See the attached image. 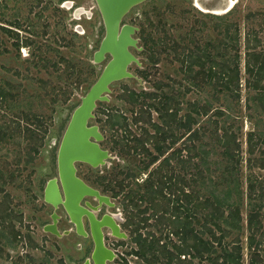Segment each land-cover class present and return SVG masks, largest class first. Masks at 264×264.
<instances>
[{
    "label": "rangeland",
    "instance_id": "1",
    "mask_svg": "<svg viewBox=\"0 0 264 264\" xmlns=\"http://www.w3.org/2000/svg\"><path fill=\"white\" fill-rule=\"evenodd\" d=\"M231 1L232 7L226 11L225 7L229 0H198V4L204 10L195 6V0H147L133 7L123 17L122 25L136 29L132 38L137 43L135 47L129 48L136 63H131L127 67V73L131 78L108 86V92L103 94L105 100L95 103L92 118L87 122L88 126L97 127L102 138L98 145L100 149L106 151L108 159L102 166L91 168L84 165L78 172L81 177L84 175L92 189L109 198L106 203L109 207L107 211L113 214L116 224L123 223L125 218L120 202L131 185L127 180L128 188H124L123 194L114 198L111 197L110 191H102L96 179L105 176L114 181L121 180L123 175L117 177L114 174L117 172L129 174L135 166L130 156H121L112 149L110 141L112 131L105 124V115L108 112L120 113L129 119L130 106L119 99L123 89L147 93L154 91L153 83L161 82L167 84L173 93L178 94L182 109L179 115L185 113L188 104L192 102L206 104L209 107L208 114L198 118L194 126V129L200 128L203 133L202 140L199 141V150L204 158L203 168L211 190L219 198L226 197V192L222 189L231 190L228 203L239 206L242 218L241 229L235 235H238L242 246L245 247L247 179L251 177L253 180H259L264 176V170L254 167V162H247L248 159L257 157L258 151L249 158L245 140L248 133H253L257 141L264 140V119L256 110L247 109V106L252 104L246 102L247 93L243 88L240 101L233 103L224 95L219 96L218 100L213 99L208 89L202 93L192 92L182 97L184 83L176 58L169 53H160L158 65L152 67L142 52L140 40L141 30L151 34L152 27L160 25L162 31H157L156 34L152 32L153 36L158 38L163 35L170 36L180 44L182 42L186 44L189 37L213 41L221 37L215 27L221 26L226 20L227 24L237 26L241 60L244 55L242 39L247 32H252L253 36L259 38L260 49L264 51V0ZM77 10L79 13L75 15ZM227 12L229 14L224 16ZM12 23H18L20 29L9 27ZM0 25L17 34L19 40L27 38L31 43L28 47L20 46L17 49L13 45L14 38L0 32V88L10 95L2 105L0 103V126H10V130H13L16 119L25 115H35L42 119L43 127L46 129L45 134L43 130L39 133L38 153L27 167L23 166L22 153V149L25 150L28 144L26 138L23 139L20 135L5 144L0 143L1 170H15L19 173L14 175L16 184L7 186L6 191L11 197L12 207L22 216L21 225L17 224L16 230L23 237L12 241L7 234L3 235L0 264H80L90 251L87 243L74 235L62 210L51 208L45 203L43 193L48 180L56 174L54 158L70 118L109 59L106 56L99 64H95L93 60V54L104 35L101 16L94 0H0ZM232 31L233 34L234 29ZM229 53L233 52L227 51V54ZM141 74H146L147 78L143 79ZM215 110L226 114L227 128L236 134L241 146V162L237 174L233 175L234 183L223 180L222 170L225 163L220 156L221 148L213 143L214 122L217 120ZM152 118H155L154 114ZM220 126L221 119L218 123V127ZM179 145L178 143L174 148H178ZM256 148L261 150L263 147L257 145ZM152 168L150 167L149 171ZM149 171L138 175V183L146 179ZM87 200L90 201V198ZM54 213L61 217L55 227L56 234L44 229L52 224L50 218ZM116 224L111 226L112 234L113 228L117 227ZM148 224H153V221L150 220ZM262 224L264 226V209ZM117 228L118 233L123 234L124 238H120L123 244L116 248L117 257L110 264H141L135 257L128 255L134 247L130 234L127 237L128 228L127 231ZM148 230L150 228L141 232ZM27 238L36 246L35 248L29 245ZM109 248L110 251L113 250L111 246ZM246 253L244 249L242 264L248 262ZM261 257L264 261V250Z\"/></svg>",
    "mask_w": 264,
    "mask_h": 264
},
{
    "label": "trees",
    "instance_id": "2",
    "mask_svg": "<svg viewBox=\"0 0 264 264\" xmlns=\"http://www.w3.org/2000/svg\"><path fill=\"white\" fill-rule=\"evenodd\" d=\"M9 27L19 30L21 26L12 23ZM152 28L154 33L162 31L160 25ZM215 28L220 38L212 41L189 37L186 44H180L170 36L158 38L152 32L146 34L141 30L142 52L152 67L158 65L160 53H169L176 58L184 83L182 97L208 89L213 99L218 100L224 95L233 103L240 101L243 88L247 93L246 102L252 104L247 109L256 110L264 119V51L260 49L261 41L252 32L245 33L241 60L237 26L224 20ZM1 31L14 38L13 45L17 49L31 45L27 38L19 40L17 34L0 25ZM227 51L233 53L227 54ZM141 77L146 79L147 75L141 74ZM152 86L154 91L147 93L123 89L119 99L129 104V119L120 113L105 115V124L112 131V149L121 156H130L135 166L129 174H114L117 177L123 175L121 180L114 181L105 176L96 179L102 191H110L114 198L122 195L129 183L131 185L120 202L125 214L124 227L128 228L134 246L128 255L141 264H242L245 249L247 264H264L261 257L264 250V176L259 180L247 179V237L243 247L235 235L242 222L239 206L228 203L229 188L222 189L226 192L223 198L211 190L202 164L204 158L199 141L203 133L194 126L198 118L208 114L209 107L192 102L187 111L179 115L182 109L178 94L161 82ZM7 97L10 95L0 88L1 105ZM214 115L217 120L214 122L213 143L221 148L220 156L225 163L223 180L234 183L233 175L237 174L241 162V146L236 134L227 128L226 114L215 110ZM220 119L221 126L218 127ZM10 128L0 126V143L5 144L20 135L26 138L28 144L22 153L23 166L27 167L38 153L39 133L42 130L46 133L43 121L35 115H25L16 119L13 130ZM178 143L179 147L174 148ZM245 143L249 158L258 151V156L247 162H254V167L264 170V140L257 141L253 133H248ZM257 145L263 150H257ZM150 167L153 168L149 171ZM147 171L146 179L138 183V175ZM17 174L15 170L0 168V251L3 235L7 234L12 241L23 238L16 230V225H21L22 216L12 207L6 191L7 186L16 184L14 175ZM150 220L153 224L149 225ZM147 228L150 230L141 232ZM27 240L32 248L36 247L29 238Z\"/></svg>",
    "mask_w": 264,
    "mask_h": 264
},
{
    "label": "water",
    "instance_id": "3",
    "mask_svg": "<svg viewBox=\"0 0 264 264\" xmlns=\"http://www.w3.org/2000/svg\"><path fill=\"white\" fill-rule=\"evenodd\" d=\"M102 19L104 35L97 51L93 54L95 64L103 62L109 57L96 82L91 86L87 94L81 100L80 105L74 110L70 121L61 138L57 151V172L63 190L64 200L60 196L55 185V180L47 183L44 190V201L56 209L61 204L68 214L71 222L75 225L76 233L83 235L80 215L86 214L93 217L86 210L79 207L82 197H93L99 203H107L108 199L102 197L97 191L89 188L75 176V163H84L91 168H97L108 159L106 151L100 149L98 143L102 140L97 127L88 126L87 122L92 118L95 103L104 101V93L108 92V86L123 79L131 78L127 73V67L136 63L130 54L129 48L135 47L137 41L132 38L135 28L122 25L123 17L135 6L147 0H94ZM79 10L75 11V15ZM56 215L51 216L52 224L46 226L45 231L56 234ZM93 227L94 250L91 255L93 264H105V260H111L113 254L106 250L102 244L100 226ZM124 238L118 233V228H113V235ZM116 236V235H115ZM84 264H89L86 260Z\"/></svg>",
    "mask_w": 264,
    "mask_h": 264
},
{
    "label": "flooded vegetation",
    "instance_id": "4",
    "mask_svg": "<svg viewBox=\"0 0 264 264\" xmlns=\"http://www.w3.org/2000/svg\"><path fill=\"white\" fill-rule=\"evenodd\" d=\"M56 158H57V154L55 155V158H54V162H55V166H56V174H55V176L52 179L48 180V182L51 181V180H55V185L57 187V190H58V193H59V196H60V200L63 201L64 200V194H63V190H62L59 178H58ZM84 165H86V164H84V163H75V165H74L75 176H76L77 179H79L81 182H83L86 186L91 188L87 184L86 179H84V175H82V177H81L80 174L78 173V172H80V169L83 168ZM86 173H88L87 170H86ZM47 183H46V185H47ZM45 187H44V190H45ZM95 191H97V190H95ZM98 194L100 196H104L105 197V195H101V192H98ZM43 195H44V193H43ZM87 198H90V201L87 200ZM48 205L51 208H53L50 204H48ZM78 205H79L80 208H82V209L86 210L88 213H90L92 215L93 221H94V223L92 222V224H91V219L86 214H81L80 215V223H81V228H82V231L84 233V236L83 235L82 236L78 235L76 233L75 225L71 222L68 214L65 212V210H64V208H63V206L61 204L57 205L56 210H62L63 211V213L65 214L67 222L72 227L71 231L74 233L75 236L82 238L84 240V242L87 243V247H89V249H90V251H88L87 258H85L80 264H84V262L86 260L88 261L89 264H93V262L91 260V255H92L93 250H94V240H93V231L92 230H93V227L97 226V224H102L100 226L99 230H100V233H101L103 247L106 250H108V251H110L109 249H111V248H109L110 246L113 248V250L110 251L113 254V258L111 260H105V264L113 263L115 258L117 257V255L115 254V252L117 250L116 248L122 246V244H123L122 241L123 240H121L120 238L115 237L112 234L111 226H112V224H116V220L114 219L113 214L107 211V208H109V207H107V205L104 204V203L99 204L97 199H95L93 197H87V196L82 197V199L79 201ZM54 214L57 216L56 224H55V227H56V225L60 222L61 217L58 216L56 213H54ZM124 222H125V219L123 220V223H117L116 224L117 227H119V229L121 231L122 230L123 231H127L126 228L124 227ZM51 223H52V220H51L50 224ZM128 234H129V232L127 231V237H129Z\"/></svg>",
    "mask_w": 264,
    "mask_h": 264
},
{
    "label": "bare ground",
    "instance_id": "5",
    "mask_svg": "<svg viewBox=\"0 0 264 264\" xmlns=\"http://www.w3.org/2000/svg\"><path fill=\"white\" fill-rule=\"evenodd\" d=\"M195 6L201 10H204L202 9V7L198 4V0H195ZM232 7V1L229 0L227 6L225 7V10L227 11L228 9H230ZM95 218V217H94Z\"/></svg>",
    "mask_w": 264,
    "mask_h": 264
}]
</instances>
